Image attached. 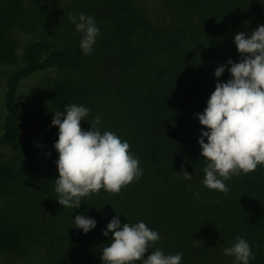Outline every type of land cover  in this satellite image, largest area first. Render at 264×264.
Instances as JSON below:
<instances>
[{
    "label": "trees",
    "instance_id": "trees-1",
    "mask_svg": "<svg viewBox=\"0 0 264 264\" xmlns=\"http://www.w3.org/2000/svg\"><path fill=\"white\" fill-rule=\"evenodd\" d=\"M79 12L100 28L87 55L68 19ZM260 24L264 0H0V68L19 64L17 34L32 36L6 81L0 149L12 155L0 159V250L42 254L49 264H102L109 243L102 229L119 215L122 224L143 220L159 233L145 256L159 248L182 252L181 264H234L222 249L239 236L254 253L249 264H264V165L224 180L227 193L204 186L198 137L205 126L195 116L216 80L230 78L227 69L215 77V68L240 58L234 35ZM40 72L55 73L43 82L48 121L22 140L29 113L19 91ZM68 103L89 108L82 129L99 115L102 133L127 140L143 170L119 192L101 188L75 208L58 203L54 181L51 119ZM76 214L94 217L96 227L84 233Z\"/></svg>",
    "mask_w": 264,
    "mask_h": 264
},
{
    "label": "clouds",
    "instance_id": "clouds-1",
    "mask_svg": "<svg viewBox=\"0 0 264 264\" xmlns=\"http://www.w3.org/2000/svg\"><path fill=\"white\" fill-rule=\"evenodd\" d=\"M68 19L81 34L82 53L89 54L100 32L95 18L79 12L69 14ZM233 42L240 54L239 60L234 62L229 58L214 70L218 78L227 69L230 78L216 80L206 107L195 114L205 126L198 137L200 155L206 165L201 183L224 193L229 191L224 180L231 175L247 173L255 170L258 164L264 165V24L251 32L238 31ZM88 112L89 108L83 104L68 103L62 110L54 111L51 119V125L58 128V139L53 145L58 153L54 161L58 171L55 191L63 207H78L81 197L101 188L119 192L122 186L142 175L138 158L128 151V141L114 132L99 130V115L90 121L89 129L81 128L80 121ZM182 173L185 179L192 176L187 171ZM73 221L84 233L95 228L97 223L94 217L81 214H76ZM102 234L109 239L101 250L102 264H135L136 261L140 264H181L182 252L166 255L157 248L145 256L152 242L160 236L143 220L122 224L119 215L113 216ZM222 252L233 256L234 264H249L254 257L249 242L239 236Z\"/></svg>",
    "mask_w": 264,
    "mask_h": 264
},
{
    "label": "rangeland",
    "instance_id": "rangeland-1",
    "mask_svg": "<svg viewBox=\"0 0 264 264\" xmlns=\"http://www.w3.org/2000/svg\"><path fill=\"white\" fill-rule=\"evenodd\" d=\"M21 47L19 51V64L22 62L21 55L23 47L32 39L27 34H17ZM19 64L6 65L0 68V134L5 129V92L7 77L12 70ZM53 72H40L28 78L21 86L19 91V101L25 110L29 113V117L22 123L23 136L22 140H26L32 134L36 133L44 125L47 124L49 112L47 109V93L43 82L49 76H54ZM12 155L9 148L0 149V159L8 160ZM5 202L0 199V210ZM0 264H49L48 260L42 254L17 255L6 254L0 250Z\"/></svg>",
    "mask_w": 264,
    "mask_h": 264
}]
</instances>
